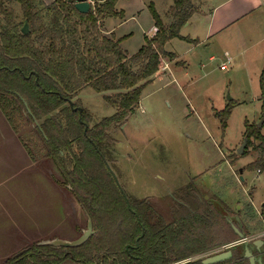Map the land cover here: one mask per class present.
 Here are the masks:
<instances>
[{"label":"trees","instance_id":"obj_1","mask_svg":"<svg viewBox=\"0 0 264 264\" xmlns=\"http://www.w3.org/2000/svg\"><path fill=\"white\" fill-rule=\"evenodd\" d=\"M118 1L93 0L89 11L80 13L74 0H0V113L31 162L47 161L93 229L79 246L35 242L2 264H176L238 238L223 202L203 200L192 183L173 191L166 220L147 198H134L123 188L122 193L106 167L114 172L112 130L134 113L162 59L175 61L165 44L173 38L194 41L180 36L195 11L193 0H173L167 25L150 7L156 31L128 55L120 38L101 30L105 18H123ZM13 3L21 11L20 22ZM24 21L27 34L21 33ZM259 84L264 115V68ZM86 86L109 92L104 99L115 108L111 116L96 117L75 98ZM231 106L217 114L221 127ZM242 137L247 149L259 151L243 170H264V135L246 123ZM231 249V258L215 264H249L239 249ZM180 264H202V259Z\"/></svg>","mask_w":264,"mask_h":264},{"label":"rangeland","instance_id":"obj_2","mask_svg":"<svg viewBox=\"0 0 264 264\" xmlns=\"http://www.w3.org/2000/svg\"><path fill=\"white\" fill-rule=\"evenodd\" d=\"M218 1L193 0L197 11L180 33L201 39L204 15L199 12L202 9L208 14ZM172 4L173 0H119L116 7L122 17L134 16L117 31L126 33L120 38L125 49L131 51L143 43V33L154 24L150 7L167 24ZM12 6L20 22L19 6ZM256 35L248 33L235 45L233 34L226 31L218 42L210 41L188 52L185 39L173 38L169 48L183 54L179 59L184 66L173 64L165 73L155 75L142 89L140 103L123 132L119 128L112 131L116 140L114 172L121 187L134 198H147L166 220L170 219L173 191L192 183L203 200L223 202L232 214L224 216L235 227L234 217L238 216L241 231L249 240L264 237V170H243L259 151L245 145L241 154L237 153L246 123L256 125L264 135V122L258 126L264 116L259 84L264 52L253 43ZM212 52L214 61L202 67ZM224 52L230 60L227 69H220V64L227 61ZM106 94L109 92L86 86L75 98L94 116L107 117L115 108L106 103ZM229 103L232 106L221 127L218 115ZM6 124L0 113V264L38 239L77 238L87 220L46 161L25 162L23 149ZM223 246L219 244L176 264L203 260Z\"/></svg>","mask_w":264,"mask_h":264},{"label":"crops","instance_id":"obj_3","mask_svg":"<svg viewBox=\"0 0 264 264\" xmlns=\"http://www.w3.org/2000/svg\"><path fill=\"white\" fill-rule=\"evenodd\" d=\"M43 1H44V3L48 4V3H50L51 0H43ZM127 1H129V0H127ZM137 1H139V0H133V3L137 2ZM116 9H117V7H116ZM196 11L197 10L195 8L194 12H196ZM199 13L201 15H204V21L202 20V23H201V25H202L201 26L202 27L201 28L202 34L200 36L201 39L198 36L193 35V37H190L188 35H183L180 33L181 37H187V38L190 37L189 39L192 38L191 40H194L192 43H191V41H188V40L184 41L189 46V48H187L185 51L188 52L191 49H196L193 47H202L203 45H209L210 41L215 40L218 42L221 39L222 35L227 31V32H231L233 34L232 40L235 43V45L238 43V41L243 42L244 41L243 38L248 33L250 34L252 32H256V34H257L256 36H258V37H257V39H255V41L253 43H254V45L258 46V48H260L262 50V52H264V0H219L217 5L214 6L212 9H210L208 14H205L202 9ZM133 18H134V16H130L127 18H121V19L114 18V17H107L101 22V25H102L101 30L105 36L113 35L116 38H121L122 36H125L126 33L117 34V31L125 25V23L127 22L128 19H133ZM190 18L188 19L186 25H183L182 28H186L190 24ZM155 31H156V28H155L154 24H153V26L151 24L149 27V30L147 32L143 33V38L153 36ZM172 40L173 39H171L170 41H168L165 44L164 50L166 52L173 53L175 55V61H181L179 59V56H182L183 54L182 53L176 54V52L172 51V49L169 48V46L172 43ZM123 43H124V40H123V42H121V39H120V45H121L122 49L128 55H132L142 46V44L144 43V39H143V43L138 45L137 48H135V47L132 48L131 51L126 50L125 47L123 46ZM225 53L226 52H224L223 55ZM226 54H227L226 55L227 61L220 64V66H219L220 69H227V66H228L227 62H228V60H230V57H228L229 56L228 53H226ZM214 59H215V53L212 52L208 57L207 63L204 65L201 64V66L203 67V66L211 65V62H213ZM174 62H170L167 57L166 58L164 57L161 61L160 68L152 76V81L154 80V76L158 75V73L160 71L164 72V73L166 71H168V68L170 66H172L174 64ZM163 64H164V67L162 66ZM176 66H184V65L182 63L181 65H176ZM140 100H141V97H140ZM140 100H139V103H140ZM141 111L143 112V110H141ZM129 117L130 116H128L126 118L125 123H123L121 126L116 127V128H119V130L120 131L122 130V132H123V130L125 129V127L128 123ZM116 128H114L112 131L116 130ZM7 129L10 130L8 125H7ZM0 139H2L1 132H0ZM15 140L17 143L16 136H15ZM126 140H128V139L126 138ZM23 154L25 155V157H24L25 162L26 163L27 162L32 163L31 160L28 158V156H26L24 151H23ZM225 160H227L230 163V165H232V163L230 162V159H228L226 157ZM43 161H46V160H43ZM46 163H47V161H46ZM40 240H44V239H38L37 241L40 242Z\"/></svg>","mask_w":264,"mask_h":264},{"label":"water","instance_id":"obj_4","mask_svg":"<svg viewBox=\"0 0 264 264\" xmlns=\"http://www.w3.org/2000/svg\"><path fill=\"white\" fill-rule=\"evenodd\" d=\"M74 7L80 13H87L90 10V2L88 0H74ZM184 25H186V23ZM21 33H23V34L28 33V24L26 21L23 22V25L21 27ZM24 104L26 105L25 102H24ZM69 104H71V102H69ZM76 109L79 111V113H81L82 109L80 107H77ZM27 111H29V110L27 109ZM263 122H264V116L259 121L258 126L261 127ZM86 129H87V126L85 125L84 132L86 131ZM245 145H246V139H243L241 146L237 150L238 154H241ZM106 167L108 168V170L112 174V177H113L115 183L117 184L118 188L120 189V191L122 193H124L122 190V187L118 181L116 174L113 172V170L111 169V167L108 163H106ZM126 201H127V199H126ZM127 203H128V201H127ZM234 220L237 222V227H235L232 224V221L230 220V218H227V221L230 223L232 229L237 234L238 239L232 243L225 245V249L222 252L210 255L207 258L203 259L202 264H215V263H218L221 261L228 260L232 256L231 248L235 247V246H242V248H243L242 249L243 250L242 251V257L245 259H248L250 264H255V263L256 264H262L261 256L256 257L252 253V250H253V248L259 249V247L263 241L261 239H259L255 242L249 244L248 237H246L244 235V233L241 231L242 225L240 223L238 216H235ZM92 234H93L92 222H91V219L87 216L86 228L82 231V233L77 238L72 239V240L53 238V239L43 240V241H40L38 243L39 244H45V245H51V246H62L65 248L75 247V246H79L82 243H84ZM141 236H142V234H141ZM126 248H128V246Z\"/></svg>","mask_w":264,"mask_h":264},{"label":"flooded vegetation","instance_id":"obj_5","mask_svg":"<svg viewBox=\"0 0 264 264\" xmlns=\"http://www.w3.org/2000/svg\"><path fill=\"white\" fill-rule=\"evenodd\" d=\"M259 239H261L263 242H262V244L260 245L259 249L253 248L252 253H253L256 257L261 256L262 264H264V237H260V238L252 239V240H249V239H248V240H249L248 242H249V244H251V243H253V242H255V241L259 240ZM242 249H243V248H242V246H241L239 250L242 252V251H243ZM223 250H224V249L220 248L219 250L212 251V252L208 253L207 255H213V254H216V253L222 252ZM232 255H233V250H232ZM248 262H249V260H248ZM249 264H250V263H249ZM255 264H256V263H255Z\"/></svg>","mask_w":264,"mask_h":264},{"label":"built area","instance_id":"obj_6","mask_svg":"<svg viewBox=\"0 0 264 264\" xmlns=\"http://www.w3.org/2000/svg\"><path fill=\"white\" fill-rule=\"evenodd\" d=\"M90 2V6L93 5V0H88ZM222 249H225V246L221 247Z\"/></svg>","mask_w":264,"mask_h":264}]
</instances>
